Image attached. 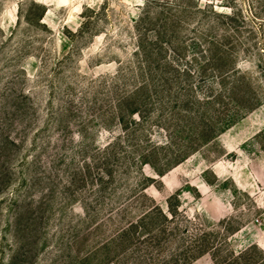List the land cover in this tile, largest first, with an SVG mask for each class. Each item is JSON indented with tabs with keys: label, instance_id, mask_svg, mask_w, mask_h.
Here are the masks:
<instances>
[{
	"label": "rangeland",
	"instance_id": "obj_1",
	"mask_svg": "<svg viewBox=\"0 0 264 264\" xmlns=\"http://www.w3.org/2000/svg\"><path fill=\"white\" fill-rule=\"evenodd\" d=\"M240 254L264 257V0H0V264Z\"/></svg>",
	"mask_w": 264,
	"mask_h": 264
},
{
	"label": "trees",
	"instance_id": "obj_2",
	"mask_svg": "<svg viewBox=\"0 0 264 264\" xmlns=\"http://www.w3.org/2000/svg\"><path fill=\"white\" fill-rule=\"evenodd\" d=\"M241 87L239 86V85H235L234 87H232V89L234 90V91H239V89H240ZM249 89H250V87H249ZM252 91V90H251ZM256 98V97H255ZM246 104V103H245ZM258 101H257V103H255V104H251V107H249V108H255L256 106H258ZM250 110V109H249ZM228 123L226 124L227 126L228 125H230V124H232L234 121L233 120H229V121H227ZM243 256H244V254H240V255H237V256H234L233 258H232V263L233 264H239V262L241 261V259H243ZM260 264H264V257H263V259H262V261H261V263Z\"/></svg>",
	"mask_w": 264,
	"mask_h": 264
}]
</instances>
